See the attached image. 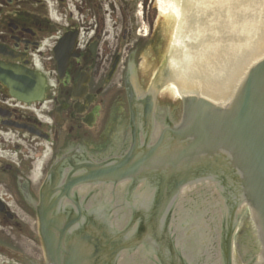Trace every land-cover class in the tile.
Wrapping results in <instances>:
<instances>
[{"label":"flooded vegetation","instance_id":"1","mask_svg":"<svg viewBox=\"0 0 264 264\" xmlns=\"http://www.w3.org/2000/svg\"><path fill=\"white\" fill-rule=\"evenodd\" d=\"M114 6L0 0V64L43 78L31 98L0 76V264H49L41 206L67 245L106 227L123 249L115 264H252L259 246L235 183L200 159L180 163L192 139H180L184 94L160 99L176 81L157 16ZM149 49L163 60L147 80ZM97 174L111 182L80 184Z\"/></svg>","mask_w":264,"mask_h":264},{"label":"water","instance_id":"2","mask_svg":"<svg viewBox=\"0 0 264 264\" xmlns=\"http://www.w3.org/2000/svg\"><path fill=\"white\" fill-rule=\"evenodd\" d=\"M64 43V40L59 42L54 50L59 69L66 67L69 58L63 56L67 50ZM0 76L13 86L14 95L23 89L21 93L32 98L41 94L42 78L38 73L0 64ZM169 87L178 93L183 91ZM182 101L180 139L192 140L180 151V163L187 167L188 161L200 159L211 164L212 172H223L235 183L232 185L238 190L240 203L249 209L260 246L258 260L252 264H264V53L243 71L227 97L187 90ZM83 180L80 184L111 182L110 177L98 174ZM233 187L231 192L235 193ZM39 221L49 264H115L123 251L122 247L112 250L107 244L106 227L99 231L86 227L82 236L67 245L61 238L64 231L49 222L44 206L39 209ZM176 264L180 263L176 261Z\"/></svg>","mask_w":264,"mask_h":264},{"label":"bare ground","instance_id":"3","mask_svg":"<svg viewBox=\"0 0 264 264\" xmlns=\"http://www.w3.org/2000/svg\"><path fill=\"white\" fill-rule=\"evenodd\" d=\"M155 2L167 27L175 20L178 31L186 14L183 28H189L181 50L171 49L169 55L176 81L170 86L227 97L243 71L264 53V0H188L183 8L173 0Z\"/></svg>","mask_w":264,"mask_h":264},{"label":"rangeland","instance_id":"4","mask_svg":"<svg viewBox=\"0 0 264 264\" xmlns=\"http://www.w3.org/2000/svg\"><path fill=\"white\" fill-rule=\"evenodd\" d=\"M176 4H179L181 8H183V5L188 1V0H173ZM113 9L118 10V9H133L136 10L137 13H141L142 11H146L151 15L155 14V17L157 16V22H155L157 26V32L163 37V42H162V47H163V52L166 54L170 48L177 46L178 48H182L181 45V38L183 36H186L188 34L189 28H183L185 27V18L186 14L184 17H181V22L180 26L177 31V27L174 23L175 20H172L171 24L169 23V26L167 27L165 25V22H167V18L164 16L159 15V11L156 5L155 0H115V6ZM194 13V12H190ZM195 14V13H194ZM136 18L140 19L139 15H136ZM171 19V18H170ZM189 20V19H188ZM163 58L162 57H155L153 52L149 49L148 52H143L141 55L139 62V70L141 73H146L147 80H150L153 74L155 73L156 69L159 68V65L161 64ZM161 97L160 99H163L165 97H170V101L175 100V96H177V93L171 92L170 87H166L164 91L160 94Z\"/></svg>","mask_w":264,"mask_h":264}]
</instances>
